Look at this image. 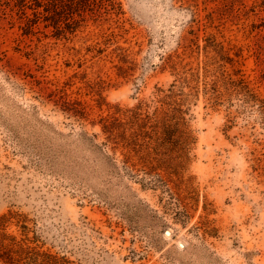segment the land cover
Here are the masks:
<instances>
[{
    "label": "rangeland",
    "instance_id": "1",
    "mask_svg": "<svg viewBox=\"0 0 264 264\" xmlns=\"http://www.w3.org/2000/svg\"><path fill=\"white\" fill-rule=\"evenodd\" d=\"M0 231L61 264H264V0H0Z\"/></svg>",
    "mask_w": 264,
    "mask_h": 264
},
{
    "label": "trees",
    "instance_id": "2",
    "mask_svg": "<svg viewBox=\"0 0 264 264\" xmlns=\"http://www.w3.org/2000/svg\"><path fill=\"white\" fill-rule=\"evenodd\" d=\"M167 125L164 126V133L170 134ZM159 138V137H158ZM6 215L2 218L5 219ZM10 238L11 243L6 244L5 240ZM16 246H19L16 248ZM6 248L9 253H0V260H3L6 264H15V261H23L24 264H61L60 259L51 253L41 252L34 247L23 246L18 243L14 237H10L6 233L0 231V249Z\"/></svg>",
    "mask_w": 264,
    "mask_h": 264
},
{
    "label": "bare ground",
    "instance_id": "3",
    "mask_svg": "<svg viewBox=\"0 0 264 264\" xmlns=\"http://www.w3.org/2000/svg\"><path fill=\"white\" fill-rule=\"evenodd\" d=\"M167 234H168V235H170V231H169V232H167ZM180 245H183V243L181 242V244H180Z\"/></svg>",
    "mask_w": 264,
    "mask_h": 264
}]
</instances>
